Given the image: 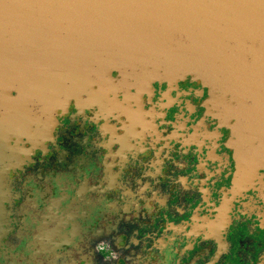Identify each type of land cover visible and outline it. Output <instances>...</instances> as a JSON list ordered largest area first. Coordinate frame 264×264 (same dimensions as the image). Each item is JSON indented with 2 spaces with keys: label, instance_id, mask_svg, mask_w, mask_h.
<instances>
[{
  "label": "flooded vegetation",
  "instance_id": "1",
  "mask_svg": "<svg viewBox=\"0 0 264 264\" xmlns=\"http://www.w3.org/2000/svg\"><path fill=\"white\" fill-rule=\"evenodd\" d=\"M56 91L26 90L22 120L0 112V264H264V165L232 193L227 85Z\"/></svg>",
  "mask_w": 264,
  "mask_h": 264
},
{
  "label": "water",
  "instance_id": "2",
  "mask_svg": "<svg viewBox=\"0 0 264 264\" xmlns=\"http://www.w3.org/2000/svg\"><path fill=\"white\" fill-rule=\"evenodd\" d=\"M187 75L227 85L240 103L231 139L240 194L264 165V0H0L2 120L24 118L26 90L48 100L87 87L102 102Z\"/></svg>",
  "mask_w": 264,
  "mask_h": 264
}]
</instances>
